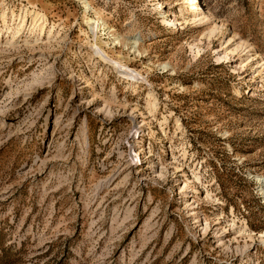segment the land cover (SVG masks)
I'll return each instance as SVG.
<instances>
[{"label": "rangeland", "instance_id": "rangeland-1", "mask_svg": "<svg viewBox=\"0 0 264 264\" xmlns=\"http://www.w3.org/2000/svg\"><path fill=\"white\" fill-rule=\"evenodd\" d=\"M88 1L0 0V264H264V0Z\"/></svg>", "mask_w": 264, "mask_h": 264}, {"label": "bare ground", "instance_id": "bare-ground-1", "mask_svg": "<svg viewBox=\"0 0 264 264\" xmlns=\"http://www.w3.org/2000/svg\"><path fill=\"white\" fill-rule=\"evenodd\" d=\"M83 3H84V5L88 11L91 10L92 4L88 0H83ZM200 5H201L200 0H188L187 1L186 7H184V9L182 10V12H184L185 16L188 15V16H186V18H188L187 20L192 21V23L195 25H199V24H208L212 20L216 19V17L212 13L207 18L203 17V15L201 17V6ZM170 18L171 19L169 21H165V22H167V24L174 25L177 27L180 25L178 20L174 19L173 15H170ZM217 28L223 29L224 24L220 23ZM136 43H137V40H135L133 42V45H136ZM249 47H251V46H249ZM254 49H255L254 47H251V49L249 51L254 50ZM217 52L219 54V58H221V59L222 58H225V59L230 58V56L227 54L219 53L220 50H217ZM255 55L256 56L252 60H258L261 58L260 63L258 65V68L260 69L259 74L263 78V76H264V56L260 52H256ZM257 180L259 182H261V179H257ZM263 186H264V184H263ZM261 190L262 191L264 190L263 187L261 188ZM259 237L262 239V241H264V234L263 233H260Z\"/></svg>", "mask_w": 264, "mask_h": 264}]
</instances>
